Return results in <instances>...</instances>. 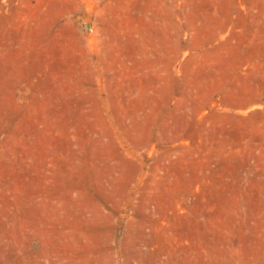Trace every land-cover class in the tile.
I'll return each mask as SVG.
<instances>
[{"label":"rangeland","instance_id":"rangeland-1","mask_svg":"<svg viewBox=\"0 0 264 264\" xmlns=\"http://www.w3.org/2000/svg\"><path fill=\"white\" fill-rule=\"evenodd\" d=\"M0 264H264V0H0Z\"/></svg>","mask_w":264,"mask_h":264}]
</instances>
